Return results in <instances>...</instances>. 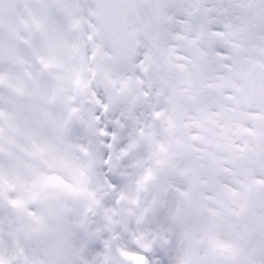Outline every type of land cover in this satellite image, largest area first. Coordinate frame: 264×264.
<instances>
[{"label": "snow or ice", "instance_id": "1", "mask_svg": "<svg viewBox=\"0 0 264 264\" xmlns=\"http://www.w3.org/2000/svg\"><path fill=\"white\" fill-rule=\"evenodd\" d=\"M0 264H264V0H0Z\"/></svg>", "mask_w": 264, "mask_h": 264}]
</instances>
